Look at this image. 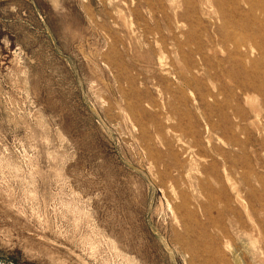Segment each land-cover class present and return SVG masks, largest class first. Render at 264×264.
Instances as JSON below:
<instances>
[{"label": "rangeland", "instance_id": "1", "mask_svg": "<svg viewBox=\"0 0 264 264\" xmlns=\"http://www.w3.org/2000/svg\"><path fill=\"white\" fill-rule=\"evenodd\" d=\"M0 264H264V0H0Z\"/></svg>", "mask_w": 264, "mask_h": 264}]
</instances>
